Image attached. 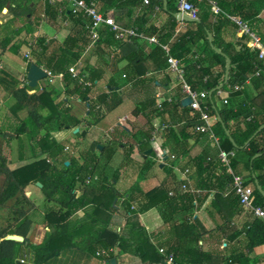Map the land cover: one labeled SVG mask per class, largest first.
Listing matches in <instances>:
<instances>
[{
  "label": "trees",
  "instance_id": "16d2710c",
  "mask_svg": "<svg viewBox=\"0 0 264 264\" xmlns=\"http://www.w3.org/2000/svg\"><path fill=\"white\" fill-rule=\"evenodd\" d=\"M109 1L98 0V10L106 17H111L109 12L113 9L107 8ZM190 1L199 9V19L190 22L188 26L191 29L176 37L169 48L170 54L186 66L187 82L193 90L202 87L209 93L214 91L212 97L207 100L213 129L222 139L223 150L244 151L248 154L245 164L242 165L233 159L231 167L237 175L249 173L248 177H243L249 179V185L254 186L252 201L254 205L264 208V179L262 175H256L264 169V129L254 137L264 126V116L259 112L255 115L250 108L243 112H238L230 106L219 108L215 99L219 92L217 88L225 84L227 60L222 53L232 61L229 82L222 90H233L236 85H244L252 74L264 80V62L259 59V50H251L247 46L250 36H243L233 43H225L220 37L225 25L232 24L229 17H239L248 23L250 32L260 38L256 23L259 11L264 7V0ZM213 2L220 10L217 15L213 12ZM66 3L61 0H55L54 4L50 3V0H0V13L8 9L13 14L12 20L6 25H0L1 51L19 54L26 45L30 49L28 70L32 64H36L55 76L61 75L65 84L62 92L55 85L48 84L30 94L29 91L33 89L27 82L21 87L13 88L11 96L14 104L10 108V115L1 119L0 137H4V149L0 154V175L4 177L5 185L0 192V206L20 195L26 199L27 187L41 183L40 190L45 197L44 219L50 232L41 244H31L29 233L33 219L25 208L17 209L14 217L15 228L8 225L0 229V264H26L18 261V255L21 247L27 243L33 251L34 264H52L65 250L74 247L83 248L91 254L106 251L107 261L110 263L116 259L113 250L119 248L126 257L139 264H166L171 256L174 258V264H249V257L254 249L264 245V221L256 217L236 238L240 237L236 240L237 248H232L231 254H227L221 232L223 229H229L232 218L245 209L233 189V178L228 166L219 162L218 156L216 161L207 155L193 159L198 173L207 172L200 186L206 195H196L191 191L181 192L177 187H171L172 165L164 167L163 170L168 174L159 187L147 192L128 188L120 193L114 187V183L119 182L120 172L116 170L110 176L108 171L121 147L125 148V159H131L135 149L133 144L107 141L102 148L93 144L78 152L77 156L64 159L65 150L73 149L72 147L77 149V145L72 144L70 147L65 143H58L51 138V134L77 129L83 123L72 116L70 108L67 107L71 98L81 99L88 104V115L93 120L90 125L104 120L109 111L121 104L120 102L110 106L111 96L107 93L92 99L96 85L85 87L80 84L79 77L74 78L70 73L69 69L84 58L87 65L80 73L85 74L86 81L100 82L105 76L102 68L88 64V53L92 46L88 28L91 25L90 18L83 14H60V8ZM158 5L166 10L173 20L180 12L173 0L167 1L166 9L164 0H159ZM45 18L52 23L59 20L64 23L65 20L71 19L74 27L62 41L37 36L36 33ZM102 28V37L95 43V51L105 47L112 48L117 41H122L116 39L115 34L107 27ZM209 35L213 36L214 46L222 53L213 51ZM201 40L204 41L202 46ZM195 47H202L201 51L207 56L203 59L197 58ZM152 53L164 59L168 68L167 53L161 45H157ZM137 62L138 58L132 60L126 69L127 79L133 86L151 80L142 78L135 72L131 73L134 67H137ZM216 67L222 68L219 75H216ZM256 67L262 70L259 76L256 75ZM205 78H208L206 83ZM182 94H178L170 102H158L156 95L151 92L144 94V102L134 110L136 116H142L149 122L148 129L142 134L145 138L141 142L142 153L151 149L150 142L155 130L150 124L151 118L159 113H167L172 108L182 113L178 121L172 122L175 127L177 122L183 123L179 132L181 140L191 135H200L191 131L193 126L201 122L200 113L191 110L189 105L184 106L185 95ZM252 115L255 116L254 121L247 120ZM241 117L246 119V128L233 130L230 123ZM166 124L168 123H164ZM175 127L166 129L162 135L166 139L180 141ZM85 134L86 131L81 130L75 136L82 139ZM179 145L176 142L172 150L176 152ZM40 153L46 157L39 158ZM257 154L262 156L255 158ZM25 161L32 162L16 169L8 167L9 164ZM66 162L70 163L69 166ZM96 175L98 180L84 186L82 194L77 196V185H84L88 178ZM173 180L175 181L174 178ZM258 186L263 192H260ZM213 191L216 195L212 208L217 210L227 223L217 225L215 230H207L194 215L202 201ZM121 197L127 200L123 205V213L128 219V225L125 230L118 231L112 227V218L121 212L119 205H114ZM152 209H159L164 226L163 229L148 234L140 216ZM81 211L84 216H76ZM182 214L184 216L178 219ZM8 236L22 237L24 242L8 240ZM200 241L208 243V248H200Z\"/></svg>",
  "mask_w": 264,
  "mask_h": 264
},
{
  "label": "crops",
  "instance_id": "0c3cea01",
  "mask_svg": "<svg viewBox=\"0 0 264 264\" xmlns=\"http://www.w3.org/2000/svg\"><path fill=\"white\" fill-rule=\"evenodd\" d=\"M158 1L159 0H149L150 3L146 4L145 0H110L107 8H113L109 12V16L114 18L116 23L121 27L138 28L140 32L144 33L147 37L156 38L159 42L158 45L170 48L179 34H184L191 29L190 26H188L190 22L181 21L176 17L173 20L166 10L161 9L158 5ZM167 1L168 0H164V4ZM173 1L176 3V8L178 9L177 3L179 0ZM187 1L191 2L190 0ZM214 4L213 2V5ZM33 5L34 4H32V6ZM166 8L167 6H165V9ZM12 18L13 14L8 9L3 10V12L0 13V25H6ZM66 21H68V25L62 23V20L52 23L45 18L36 35L62 41L74 27V23L71 19ZM256 24L257 31L260 35V40L257 44L264 48V7L259 11ZM103 29L104 28H102V30ZM243 36L249 35H245L234 22H232V24H226L220 33V37L225 43H233ZM250 40H252V37H250ZM203 44L204 41L201 40L200 46ZM250 45L254 46L255 43L251 42ZM94 46L95 44L91 46V51L93 50V53L90 51L88 53L89 55L87 54L89 56L88 64L102 68L105 72V76L100 82L97 81L98 83L92 94V99L95 100L98 95L107 93L111 96L109 102L110 106L112 104L115 106L120 102L121 104L112 111H109L104 120L97 124L90 125V121L93 120L88 115V104L81 99L71 98L67 107L70 108L71 115L81 120L83 123L77 129L56 131L51 134V138L55 139L58 143H65L66 146L70 147H72V144L77 145V149L72 147L73 149L69 148L71 150L70 152H64V159L66 160L71 156H77L78 152L86 150L93 144L98 145L100 148H102L103 144L107 141L133 144L135 149L131 159H125V148L121 147L114 158V161L118 162L119 165L116 167L112 163L111 169L108 171L110 176L116 170L120 172L119 182L114 183L115 189L120 193H123L128 188H135L136 190L147 192L155 187H159L168 174L163 170L164 167L172 165L173 175L170 182L171 187H177L181 192H184L183 186L188 185L187 187H190L191 190L197 191V193L194 194L206 195L205 191H201L200 186L207 172L198 173L197 169L194 167L193 159L200 155H207L210 159L216 161L218 149L208 136L191 135L181 140L179 138V132L183 127V123L177 122L178 125L175 128L180 141L176 139V142L180 145L176 152L172 150L176 142L166 139L164 135H161L155 141L150 142V150L142 153L141 142L145 140L142 134L148 129L149 122L142 116H136L134 110L136 107H140L141 103L144 102V94L151 92L156 95L158 102L165 100H169L170 102L175 96L183 93L182 91L180 92L181 84L166 70L167 65L164 59L152 53V50L157 44H150L148 41L141 39H133L128 41H117L112 48L105 47L97 51H95ZM201 48H194V51L197 53V58L207 56V54L201 51ZM29 52L30 49L26 45L22 47L19 54H14L10 51L3 52L0 49V124L2 122L1 119L10 115V108L14 104V100L11 96L12 89L21 87L26 82L29 86L27 80L29 71L27 68L28 59L26 58V54ZM105 53L106 55L104 56L103 54ZM137 58V67H134L131 73L135 72L142 78H151V80L141 82L139 86H133L127 79L126 69L130 62ZM86 63L83 58L80 63L77 64L79 72L87 65ZM221 72L222 68L216 67V75H219ZM5 74H8V76ZM48 84L55 85L61 92L65 87L63 77L58 75L55 76L52 81L50 78L40 81L37 88H31L33 90L29 91V93H36ZM111 86L114 88H111ZM243 86L244 90L236 93L230 88H225L223 90L224 97H228L229 99L230 107L238 112H243L246 111L247 108H250L255 115L259 112L264 116V80L254 77L252 74ZM198 90L200 91L203 89L201 87ZM215 99L217 106L223 108V97L216 96ZM163 113L156 114L151 118L150 124H152L154 128L161 127L164 123L174 122L175 120L178 121L182 114L180 110L175 108L168 110L165 114ZM243 118H245V116ZM243 118L241 117L232 121L230 127L233 130L237 128H246V119L244 120ZM249 118L250 117H248L247 120H249ZM81 130L86 131L82 139L75 136V134ZM3 149L4 137H0V154L3 152ZM151 153L153 155H150ZM235 155V159L242 163V165L248 161V154L244 151H236ZM44 157H46V155L42 156V153L39 154V158L43 159ZM30 162L32 161L9 164L8 167L10 169H16ZM256 175H261V171ZM243 176L248 177L249 173H244ZM248 180L249 179H247V181ZM84 186L85 185L82 184L77 185L75 190L77 196L82 194ZM40 189L41 188L38 187L37 184H30L25 193L31 206L28 211L33 219V225L29 233V241L34 245L41 244L46 235L50 232V228L47 226L44 219L45 197ZM215 195V191L211 192L210 195L202 201V204L194 215V218H197L207 230H215L217 225L222 226L224 223H227L223 216L212 208ZM125 201H127L126 198L121 197L119 201L116 200L114 203V205L118 204L121 210V212L116 213L112 218V227L118 231L125 230L128 225V219L123 213ZM76 216L83 217L84 212L81 211ZM180 216H184V214L179 215L178 219L182 218ZM254 219H256V217L251 212L242 210L240 214L232 218L229 229L222 230L221 235L224 237L223 245L228 250V255L231 254L232 248H237L236 240L240 237L238 239L236 238L241 235V232L245 230ZM1 220H3V218ZM140 221L148 234L159 231L163 229L164 226L162 214L159 209H152L141 215ZM8 225L9 224L0 226V229L8 227ZM11 228H15L14 222L11 223ZM199 247L207 249L208 243L200 241ZM113 252L116 255V263L117 258L122 257L125 263L139 264L137 261H132L130 258L126 257L119 248L114 249ZM34 259V254L29 247V243L23 245L18 255V261L26 264H34ZM249 259V264H264V245L255 248ZM104 260L107 261L106 255H98V252L96 254H91L83 248L74 247L65 250L58 259L52 262V264H104Z\"/></svg>",
  "mask_w": 264,
  "mask_h": 264
},
{
  "label": "built area",
  "instance_id": "2783aa9c",
  "mask_svg": "<svg viewBox=\"0 0 264 264\" xmlns=\"http://www.w3.org/2000/svg\"><path fill=\"white\" fill-rule=\"evenodd\" d=\"M61 1H66V5L62 6L60 8V14L65 15L67 13H71L73 15H79L83 14L86 15L88 18L91 20V25L88 27L90 29V34L92 38V45H94L96 42H98L101 39V29L102 27H107L109 28V31L114 33L116 36V39L118 40H133V39H141L148 41L150 44H159L158 40L154 37L149 38L147 37L144 33L140 32L138 28H123L120 25L116 23L114 18L112 17H106L102 13L99 12L98 10V0H90V1H85V0H61ZM50 3L54 4L55 0H50ZM146 4H149V0H145ZM178 9L180 13H182L184 16H188L189 18L193 20H198L199 19V14L200 11L197 7H195L191 2L187 0H179L178 3ZM213 10L215 14H219L220 10L217 7L216 3L213 5ZM217 8V9H216ZM232 22L237 25L241 31L245 35H249L252 37V40H250L247 43L248 48L251 50H259V59L264 62V48L261 47L259 44V37L257 34H254L250 32V28L247 22H243L241 19L238 17H229ZM65 25H68V21H64ZM255 38V39H253ZM254 42L255 45L251 46L250 43ZM163 49L167 53V62H168V72L181 84L182 86V91L185 95V100L190 99L191 104L189 105L190 109L193 111H198L200 113V120L201 122L196 124L195 126L192 127L191 131L194 134H200V135H206L208 136L216 145L218 149V161L221 162L222 164H225L229 168V173L231 174L233 178V189L235 193L239 196L240 202L243 206V208L251 213L254 214L255 217L261 219L264 221V208L260 206L254 205L252 198L254 194V187L252 185H249L247 183V180L240 175L235 174L231 167V162L233 159L236 158V152L231 151V152H226L225 150L222 149V139L219 135L216 134L214 131V124L210 120L209 116V106L207 105V100L210 97V94L206 90H193L191 85L187 82V69L184 64H182L179 60L174 58L170 54V49L167 46H162ZM26 58H30V52L26 54ZM202 59L205 58V56L201 57ZM44 69V68H43ZM257 73L256 75H260L262 70L258 67H256ZM45 72L47 73L48 77L52 81V79L55 77L51 72L48 70L44 69ZM70 73H72L74 78L79 77L80 84L85 85V87H91L93 85H96L98 82H90L86 81L85 74H81L79 70L77 69V65L72 66L69 69ZM208 78H205V83L207 82ZM244 90L243 85H236L234 89L232 90L233 92H239ZM218 97H223V105L229 107L230 102L228 97H224V91L221 90L218 92ZM160 109L162 110V106H160ZM254 116H251L249 118L250 121H254ZM174 123L169 122L166 125H163L161 127L155 128L153 132V137L152 141H155L156 138L158 137V133L165 131L166 129L169 128H174ZM66 152H70L71 150L67 148L65 150ZM261 175L264 179V169L261 172ZM98 180V176H94L93 178H88L86 182L84 183L85 186L90 185L93 182H96ZM183 191L184 192H192V193H197V191H193L189 189L187 186H183ZM195 205L197 203L195 202ZM135 207L133 206L132 209ZM98 255H106L108 256V253L106 251L98 252ZM166 264H174V258L173 256L169 257L168 262Z\"/></svg>",
  "mask_w": 264,
  "mask_h": 264
},
{
  "label": "water",
  "instance_id": "95a60500",
  "mask_svg": "<svg viewBox=\"0 0 264 264\" xmlns=\"http://www.w3.org/2000/svg\"><path fill=\"white\" fill-rule=\"evenodd\" d=\"M165 6H167V2H165ZM176 18H178L179 20L181 21H186V22H194L195 20L189 18L188 16H184L182 13H178L175 15ZM209 41L212 45V48H213V51H216V52H219V53H222L221 51H219L213 44V36L212 35H209ZM223 56L226 58L227 60V67L226 68V73H225V84H228L229 82V79H230V71H231V68L232 67V61L231 59L224 53H222ZM48 77L47 73L45 72V70L41 67H39L38 65L36 64H32L30 66V69L28 71V75H27V80L29 82V87L30 88H37L38 84L40 81L42 80H45L46 78ZM224 84V85H225ZM224 85H221L219 88H217L218 91L222 90ZM214 91H211L209 94H210V97H212ZM183 104L184 106H188L191 104V100L190 99H186L183 101ZM264 129V126L261 127L258 132L255 134L254 137H256L262 130ZM227 134L229 135V132L227 131ZM262 154H257L255 156V158H259L261 157ZM67 165H69V163H66ZM256 185H258V181H256ZM37 186L38 187H42V184L41 183H37ZM258 189L260 190V192H263L262 188L260 186H258ZM8 240H12V241H16V242H24V238L22 237H19V236H8L7 238ZM112 264H117L116 263V260H112Z\"/></svg>",
  "mask_w": 264,
  "mask_h": 264
},
{
  "label": "rangeland",
  "instance_id": "374dc122",
  "mask_svg": "<svg viewBox=\"0 0 264 264\" xmlns=\"http://www.w3.org/2000/svg\"><path fill=\"white\" fill-rule=\"evenodd\" d=\"M164 132L158 133V139ZM2 142V141H1ZM114 166H118L119 163L114 161L112 162ZM112 166V165H111ZM5 185L4 177L0 175V192L2 188ZM26 196V195H25ZM28 198H23L22 195H20L17 199L11 200L8 203H6L3 206H0V226H5V224L11 225L12 222H14V217L16 216V210L19 208H25L28 210L31 206L29 202H27ZM3 218V220H1ZM104 264H112L110 262H107L106 260L103 261ZM117 264H128L125 263L124 259L122 257L117 258Z\"/></svg>",
  "mask_w": 264,
  "mask_h": 264
}]
</instances>
